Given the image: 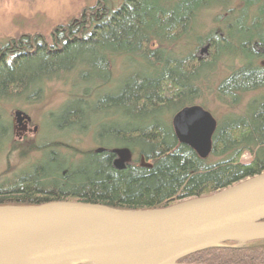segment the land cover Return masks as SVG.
Instances as JSON below:
<instances>
[{
  "label": "trees",
  "instance_id": "16d2710c",
  "mask_svg": "<svg viewBox=\"0 0 264 264\" xmlns=\"http://www.w3.org/2000/svg\"><path fill=\"white\" fill-rule=\"evenodd\" d=\"M240 3L235 13L233 8L223 9L226 2L222 0H122L116 7L113 0H97L78 20L56 29L52 45L34 36L0 48V99L19 97L43 78L68 73L75 68L65 63L68 58L84 65L85 55L96 57L106 74L100 88L110 82L109 62L115 59L127 61L131 69L137 66V71L145 67L144 72H132L123 80L115 95L94 101L96 107L115 109V114L128 116L131 122L122 126L112 121L104 136L113 139V145L99 144L77 160L56 152L61 143L40 146L42 158L36 166L0 180V206L68 201L120 210L161 209L210 196L262 174L264 0ZM216 6L227 10L215 18L222 27L197 35L198 16ZM187 40L195 44L194 51L177 54V45ZM224 59L227 75L217 85L216 97L232 110L215 120L210 152L201 158L179 143L172 118L186 107L206 110L202 86L211 84ZM238 60L239 67L233 69ZM254 93L259 95L242 106L245 96ZM89 94L76 97L56 116L62 121L59 133L83 132L90 126L89 112L83 107ZM165 114H170L167 121ZM104 120H110L109 116ZM9 128L0 119V145L9 140ZM12 145L17 149L16 143ZM117 150L129 154L123 168L115 164ZM245 154L247 162L242 161ZM227 245L195 253L179 263L264 264V241Z\"/></svg>",
  "mask_w": 264,
  "mask_h": 264
},
{
  "label": "water",
  "instance_id": "95a60500",
  "mask_svg": "<svg viewBox=\"0 0 264 264\" xmlns=\"http://www.w3.org/2000/svg\"><path fill=\"white\" fill-rule=\"evenodd\" d=\"M14 117L18 126L30 121L20 111ZM172 126L179 143L208 156L216 128L209 112L183 108ZM126 162L115 164L123 168ZM255 241H264V172L161 209L68 201L0 206V264H180L207 249Z\"/></svg>",
  "mask_w": 264,
  "mask_h": 264
},
{
  "label": "rangeland",
  "instance_id": "374dc122",
  "mask_svg": "<svg viewBox=\"0 0 264 264\" xmlns=\"http://www.w3.org/2000/svg\"><path fill=\"white\" fill-rule=\"evenodd\" d=\"M113 1L115 5L112 6L114 7L122 2V0ZM222 2H226L223 9L233 8L235 13H238L240 0H222ZM96 3L97 0H0V48L22 37L32 38L34 36H41L47 45H52L54 34L57 33L56 29L68 25L72 20H78L84 12H89L95 7ZM223 9L216 6L200 14L194 26L196 34L204 35L211 30L220 29L222 27L220 20L216 22L215 18L227 12ZM194 48L193 41L187 40L177 45L175 51L184 56L189 51H194ZM84 58L87 61L84 65L68 58L65 60L67 65L75 64V68L68 73H58L57 77L53 76L49 79L43 78L35 87H29L19 97L0 99V119L7 121L10 125L9 140L0 145V180L11 179L13 175L31 170L36 166L42 158L40 146L45 148L46 146L52 147L50 144L54 142L57 145L61 143V146L55 147L56 152H59L61 156L72 155L77 160L80 154L95 150L100 145L114 144L113 139L104 136L112 128V121L122 126L131 123L126 119L128 116L122 117L120 114H115V109L104 111L96 107L94 101L106 94L115 95L123 80L134 72L136 73L138 67L131 69L129 63L123 59L109 62L110 82L100 88L98 86L103 85L106 75L102 70L101 62L89 55H85ZM225 63H227L226 59L223 60V65L218 70L219 73L212 78L211 84L207 85L208 88L202 86L201 91V101L206 111L215 120L221 119L232 110L229 105L220 103L216 97L217 85L227 75ZM239 63V60L236 61L233 69L239 67ZM88 68L89 73H87ZM142 71H145L144 66H141L137 73H142ZM87 93H90L88 104L83 107L89 112L90 126L83 132L73 130L68 133H59L57 126L61 125L62 121H57L56 116L67 103ZM257 95L259 93L246 95L242 106ZM16 111L30 118L29 125L18 126L16 124L14 117ZM112 115L115 117L111 118ZM169 115L165 114L163 120L167 121ZM105 116H109L110 120H104ZM12 142L17 144V149L13 148ZM118 159L128 161L129 154L121 152ZM133 159H136V156ZM248 160L249 156L243 155L242 161L247 162Z\"/></svg>",
  "mask_w": 264,
  "mask_h": 264
},
{
  "label": "flooded vegetation",
  "instance_id": "af4514ba",
  "mask_svg": "<svg viewBox=\"0 0 264 264\" xmlns=\"http://www.w3.org/2000/svg\"><path fill=\"white\" fill-rule=\"evenodd\" d=\"M261 64L263 65L264 64V62H261ZM29 123H30V121H24L20 126H27V125H29Z\"/></svg>",
  "mask_w": 264,
  "mask_h": 264
}]
</instances>
